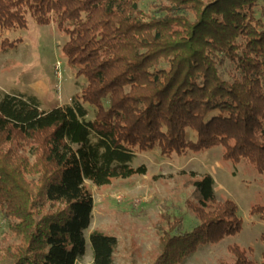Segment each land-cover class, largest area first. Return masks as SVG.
<instances>
[{
    "label": "trees",
    "instance_id": "obj_1",
    "mask_svg": "<svg viewBox=\"0 0 264 264\" xmlns=\"http://www.w3.org/2000/svg\"><path fill=\"white\" fill-rule=\"evenodd\" d=\"M0 0V54L20 40L6 32L53 23L66 40L67 66L85 84L70 105L49 110L34 94L0 97V209L17 244L0 249V264H78L86 254L97 188L145 176L135 151L162 156L220 147L222 161L264 172V22L259 0ZM161 2V3H160ZM225 76L227 78H225ZM84 106L94 110L91 121ZM195 141L187 139V132ZM188 178L185 208L196 223L164 212L154 224L151 264H182L200 247L242 230L237 206L215 200L214 180ZM264 208H251L250 215ZM90 264H114L117 242L89 233ZM218 264H264L237 244Z\"/></svg>",
    "mask_w": 264,
    "mask_h": 264
},
{
    "label": "rangeland",
    "instance_id": "obj_2",
    "mask_svg": "<svg viewBox=\"0 0 264 264\" xmlns=\"http://www.w3.org/2000/svg\"><path fill=\"white\" fill-rule=\"evenodd\" d=\"M161 3V2H160ZM159 1L143 0L139 10L144 20L157 15ZM254 17L264 22V0H259ZM9 40H20L16 49L0 54V97L3 94L27 93L35 85H41L37 92L42 97V109L49 110L71 104V99L83 88V78H76L67 66L60 48L66 38L53 23L41 26L27 15V28L23 31L6 32ZM60 63L56 70V64ZM225 78H227L225 76ZM91 121L94 110L84 106ZM187 139L195 141V134L187 132ZM133 167L144 166L145 176L127 180H114L109 186L89 188L93 210L91 223L84 233L86 254L78 264L91 263L89 233L100 231L116 238L114 264H151L157 251V237L154 224L164 212H170L183 219L181 232H188L196 221L185 208V201L192 200V187L188 185L190 175L205 174L214 180L215 200H231L238 209L237 216L243 221L242 230L234 237H228L217 245L203 246L186 258L182 264H218L229 257L227 248L237 244L250 249V257L260 261L264 253V221L261 214L250 215L252 207L264 208V172L256 170L242 161L233 166L222 161L220 147L201 154L190 151L182 155L162 156L158 149L135 151ZM10 219L0 209V249L17 244L18 240L10 230Z\"/></svg>",
    "mask_w": 264,
    "mask_h": 264
},
{
    "label": "crops",
    "instance_id": "obj_3",
    "mask_svg": "<svg viewBox=\"0 0 264 264\" xmlns=\"http://www.w3.org/2000/svg\"><path fill=\"white\" fill-rule=\"evenodd\" d=\"M38 88L43 89L42 84H41V85H35V86L33 87V89L29 90V92H30L29 94H34L35 96H37V97L39 98V100H40L42 103H44L42 97H41V96L38 94V92H37V89H38ZM65 105H70L69 101H68V103H66ZM65 105H64V106H65Z\"/></svg>",
    "mask_w": 264,
    "mask_h": 264
},
{
    "label": "built area",
    "instance_id": "obj_4",
    "mask_svg": "<svg viewBox=\"0 0 264 264\" xmlns=\"http://www.w3.org/2000/svg\"><path fill=\"white\" fill-rule=\"evenodd\" d=\"M59 65H60V63H57V64H56V67H55L56 70L59 69Z\"/></svg>",
    "mask_w": 264,
    "mask_h": 264
}]
</instances>
